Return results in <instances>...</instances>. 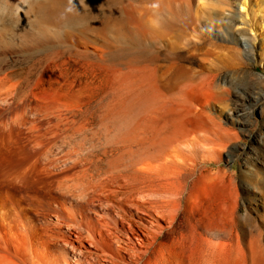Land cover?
Returning <instances> with one entry per match:
<instances>
[{"label": "rangeland", "instance_id": "rangeland-1", "mask_svg": "<svg viewBox=\"0 0 264 264\" xmlns=\"http://www.w3.org/2000/svg\"><path fill=\"white\" fill-rule=\"evenodd\" d=\"M20 1L0 0V264L71 260L72 217L103 211L63 187L76 151L155 144L163 163L182 133L209 140L168 163L176 227L143 261L264 264V0H172L155 43L134 29L148 0Z\"/></svg>", "mask_w": 264, "mask_h": 264}, {"label": "bare ground", "instance_id": "bare-ground-1", "mask_svg": "<svg viewBox=\"0 0 264 264\" xmlns=\"http://www.w3.org/2000/svg\"><path fill=\"white\" fill-rule=\"evenodd\" d=\"M148 1V3L144 1L145 4L139 18H136L134 29L139 33L138 37L140 41L145 42L148 39L155 43L158 40V36L161 37V35L169 34L175 30L176 17L172 0ZM241 4L244 10L247 0H244ZM36 5L37 2L35 0H21L18 8L32 13L36 9ZM263 6L262 4L260 11L264 10ZM131 13L132 11H129V15ZM126 23L128 24V22ZM251 28L249 32H252L253 28ZM30 31L32 32L33 30ZM254 37L256 36L253 35ZM250 38L251 36L244 37L242 42L251 46L249 43ZM18 116L15 115L16 118L13 121L19 124L20 118ZM175 133L174 137L178 135ZM182 135L184 133L176 136L173 141L171 140V135L170 139L169 137L162 138L165 142L160 140L161 151H165L161 153H165V157L160 155L164 157L163 163H160L161 160L159 163L157 161V164L152 161L154 160L152 156L154 155L155 157L157 153V148L156 152L154 148L155 144V146L151 145L152 150L150 149L151 147H147L150 149L146 151L147 154L144 151V144H139L142 146L139 147L144 148L143 151L141 150V154L145 155H141L139 152L136 155L134 151L138 146L133 150L132 148L134 147L117 142L115 143L116 145L113 144L111 148L109 147L110 149L108 148L110 152L106 150L101 155L100 153L89 154L81 151H78V155H76L77 151L74 153V156H77L75 157L76 163L81 162L84 165L73 175H67L66 180H63V187L82 199L81 201L87 207L89 204L94 203L93 205H95L96 203L103 211L94 210L96 217H91L82 211L79 212V217H72L74 220L70 223V227L76 232L75 234L72 233L75 238L73 239V243L77 242V246L70 243L71 241L68 242L72 244L74 250V255L70 257L72 261L69 260L66 254L62 257L61 263L57 259H54V264H142V262H145L143 261L144 258L154 248L162 233L174 231L177 223L176 207L174 205V197L176 195L174 196L175 192H171L172 189L170 190L167 187L169 183L168 176L170 175L168 172L172 170L168 163L171 162V158H175L178 154L180 161L185 160L187 157L185 156L186 158L184 157L185 159H183L180 156L181 153L182 155L184 153L188 155L186 151H189L190 154L192 147L196 144L198 147L205 148V146L203 147L201 146L202 144H199L203 142V145H205L203 140L208 136L205 133L204 135L206 136L201 138L202 140H199L202 142L198 143V141L196 143L194 142L195 138L191 139L189 133H185V136L181 137ZM156 142L158 141L153 143ZM150 151H154L153 153L155 154ZM49 153L50 150L45 148L34 152V163L37 164V161L47 157ZM149 153H151V156ZM174 169L177 170L176 168ZM176 173H174V176ZM59 186L61 187V181L59 182ZM210 245L212 246L211 241ZM212 249L214 248L212 247ZM211 252L209 255L212 254ZM43 259L46 263L39 259V262H33L32 264H47V258L43 257ZM147 260L145 264H149V258Z\"/></svg>", "mask_w": 264, "mask_h": 264}]
</instances>
